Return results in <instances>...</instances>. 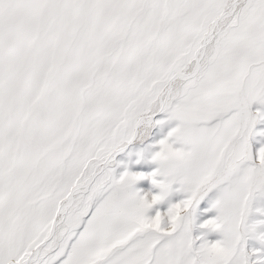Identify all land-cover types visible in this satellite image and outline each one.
<instances>
[{
	"label": "snow or ice",
	"instance_id": "1",
	"mask_svg": "<svg viewBox=\"0 0 264 264\" xmlns=\"http://www.w3.org/2000/svg\"><path fill=\"white\" fill-rule=\"evenodd\" d=\"M261 123L264 0H0V264H264Z\"/></svg>",
	"mask_w": 264,
	"mask_h": 264
},
{
	"label": "rangeland",
	"instance_id": "2",
	"mask_svg": "<svg viewBox=\"0 0 264 264\" xmlns=\"http://www.w3.org/2000/svg\"><path fill=\"white\" fill-rule=\"evenodd\" d=\"M255 108H256V106L254 105L253 109L255 110ZM260 129H264V123H261V124L257 125V130H260ZM152 131H153L154 137L155 136H159V138H160L159 130L153 129ZM164 131L166 132L167 129H165ZM251 143H252L253 149L258 148L260 145L264 144V137L257 136L251 141ZM141 147H143V145L138 143V142L134 143L133 145H130L128 147V149H126V151L124 153H122V154H120V155H118L116 157V163L120 164V165L127 164L131 168V170H130L131 172H134V170H135V172H140V171L143 172V171H145L144 173H148L149 171L152 170L153 166L152 167H148L147 170H144L142 168L139 169V167L134 166V161L136 160V156L134 155V153L137 150H139ZM132 148L136 149V150L133 151V155L132 156H127L129 150L132 149ZM126 161H127V163H126ZM138 165L140 166L141 164H138ZM134 167L137 168V169H135ZM128 170H129V168H128ZM116 171H118V168H116ZM146 182L147 181L141 182L144 185V186L141 185V188L146 187ZM248 247L249 248H256V247H260V245L258 244V242L252 240V241L248 242Z\"/></svg>",
	"mask_w": 264,
	"mask_h": 264
},
{
	"label": "bare ground",
	"instance_id": "3",
	"mask_svg": "<svg viewBox=\"0 0 264 264\" xmlns=\"http://www.w3.org/2000/svg\"><path fill=\"white\" fill-rule=\"evenodd\" d=\"M155 139H159V136H155ZM137 147V146H136ZM134 150H136L135 148H132V149H130L129 150V152H128V155L127 156H130L129 155V153H133V151ZM132 156V155H131ZM126 163H127V161H126ZM124 165V164H123ZM134 166H136V167H139V169L140 168H142V169H144V170H147V168L148 167H152V165L151 164H149V163H146V162H142L141 163V165L139 166V165H137V164H134ZM135 168V167H134ZM135 169H137V168H135ZM124 169H123V167H118V171H117V174H119L121 171H123ZM131 170V168L129 167V171ZM133 170V169H132ZM143 171V170H142ZM134 172H135V170H134ZM141 172V171H140ZM143 172H145V171H143ZM147 172V171H146ZM149 172H151V171H149ZM148 172V173H149ZM141 185H143L142 183H139L136 187L137 188H141ZM144 186V185H143ZM149 184H148V182H146V187H144V188H141V189H143L144 191H148V189H149Z\"/></svg>",
	"mask_w": 264,
	"mask_h": 264
}]
</instances>
